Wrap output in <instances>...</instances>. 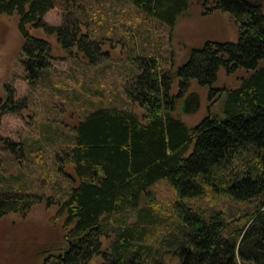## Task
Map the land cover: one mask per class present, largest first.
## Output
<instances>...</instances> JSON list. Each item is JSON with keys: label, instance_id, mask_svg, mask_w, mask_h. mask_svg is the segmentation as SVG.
<instances>
[{"label": "trees", "instance_id": "1", "mask_svg": "<svg viewBox=\"0 0 264 264\" xmlns=\"http://www.w3.org/2000/svg\"><path fill=\"white\" fill-rule=\"evenodd\" d=\"M127 1L174 29L192 0ZM58 2L0 0V17L18 19L21 62L30 85L45 79L52 68L50 43L32 35L31 29L55 35L65 49L78 48L91 63L100 55L102 42L82 30L89 25L85 12L79 13L78 4V13L70 11L75 0H61L66 12L61 26L44 20ZM199 2L234 19L239 27L236 41L208 40L193 48L177 69L172 54L168 71L156 57L136 56L138 70L125 93L142 116L116 106L87 113L57 153V172L65 175L69 164L74 170V175H66L70 186L60 195L45 199L30 194L24 183H7L0 191V220L11 214L26 218L44 200L57 206L64 235L39 253L44 264H90L99 257L103 264H165L167 254L178 264H264V9L259 0ZM221 69L228 75L244 70L248 76L239 87L221 90L225 98L219 115H208L189 127L175 116L178 100L192 82L213 89ZM27 106L14 86L5 85L0 127L4 115L19 114ZM7 144L23 158V143ZM163 179L178 197L172 213L165 216L150 191ZM207 190L216 198L255 206L238 223L226 220L219 210L188 202L204 199ZM112 216L126 219L112 221ZM158 226L165 227L166 236L155 249L152 240L163 232L153 229ZM110 236L114 239L103 250V239Z\"/></svg>", "mask_w": 264, "mask_h": 264}, {"label": "rangeland", "instance_id": "2", "mask_svg": "<svg viewBox=\"0 0 264 264\" xmlns=\"http://www.w3.org/2000/svg\"><path fill=\"white\" fill-rule=\"evenodd\" d=\"M70 7L73 15L84 13L89 25L83 32L91 31L94 39L102 42L95 62L91 63L78 48L65 49L55 35L31 29L32 35L47 40L52 48V68L45 79L30 85L21 62L23 39L17 31L16 16L0 17V98L9 84L17 91V98L26 99L28 106L19 114H6L0 127V191L5 184H25L30 194L44 195L45 199L60 195L70 186L66 175H74L72 165H66V174H59L57 153L67 145L78 122L92 109L98 107H127L142 116V110L131 103L125 93L130 77L136 74L138 55L156 57L163 70L171 69L173 54L174 69L183 65L193 48L202 47L208 40L236 41L239 27L227 14L216 12L211 6L203 8L199 0H192L187 14L171 29L142 13L127 0H75ZM264 9V1L259 0ZM67 11V10H66ZM66 15L61 0L48 12L44 20L55 27L63 23ZM248 76L244 70L232 75L221 69L213 86L201 87L192 82L189 91L178 100L175 116L189 127L197 126L208 115L222 111L224 91L240 86ZM216 90V91H215ZM172 93H178L177 82ZM186 98L192 99L183 106ZM126 108V109H127ZM50 128V129H48ZM7 143H23V158L7 149ZM7 185V186H8ZM156 203L163 215L172 213L177 196L168 180L163 179L151 187ZM210 210L223 212L226 220L238 223L252 212L254 203L240 205L223 198H216L207 190L204 199L188 201ZM143 204H148L145 200ZM57 206L47 205L46 200L30 211L26 218L11 214L0 220V264H44L39 253L52 243H59L64 235L63 221L56 218ZM129 221L134 222L130 214ZM239 218L237 221L236 219ZM112 216V221L125 220ZM156 233L152 240L154 248L166 236L165 227H153ZM114 236L103 239L107 250ZM165 264H178L171 254L165 255ZM90 264H103L101 257ZM255 264V263H250Z\"/></svg>", "mask_w": 264, "mask_h": 264}, {"label": "flooded vegetation", "instance_id": "3", "mask_svg": "<svg viewBox=\"0 0 264 264\" xmlns=\"http://www.w3.org/2000/svg\"><path fill=\"white\" fill-rule=\"evenodd\" d=\"M190 103V99L188 100V102H183V106H187Z\"/></svg>", "mask_w": 264, "mask_h": 264}, {"label": "water", "instance_id": "4", "mask_svg": "<svg viewBox=\"0 0 264 264\" xmlns=\"http://www.w3.org/2000/svg\"><path fill=\"white\" fill-rule=\"evenodd\" d=\"M189 99H190V98H186V100L184 101V103H185V102H188ZM191 102H192V99L190 100V103H191ZM190 103H189L187 106H189Z\"/></svg>", "mask_w": 264, "mask_h": 264}]
</instances>
